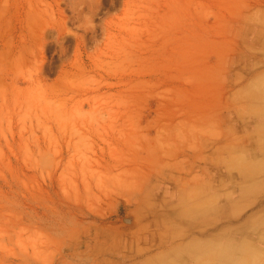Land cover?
<instances>
[{"label":"rangeland","instance_id":"1","mask_svg":"<svg viewBox=\"0 0 264 264\" xmlns=\"http://www.w3.org/2000/svg\"><path fill=\"white\" fill-rule=\"evenodd\" d=\"M263 126L264 0H0V264H264Z\"/></svg>","mask_w":264,"mask_h":264},{"label":"crops","instance_id":"2","mask_svg":"<svg viewBox=\"0 0 264 264\" xmlns=\"http://www.w3.org/2000/svg\"><path fill=\"white\" fill-rule=\"evenodd\" d=\"M258 130L260 131V132H263L264 133V126L263 127H259L258 128ZM200 206H203V205H200ZM191 207V206H190ZM194 208H197V206H195V207H192L191 208V210H192V212L190 211L189 212V214H188V217L186 216L184 219H187V218H192V216L190 215L191 213H194L195 211H197L198 210V212L197 213H199V217H201V218H203V216L201 215V214H205V212L204 211H202V209H198L197 208V210H195ZM216 209H219V211L217 212V214H216V210H215V215H216V217H215V219H220L221 217V212H223V215L225 214V209H224V207L223 206H218ZM254 209H256V208H254ZM195 210V211H194ZM260 210V209H259ZM221 211V212H220ZM187 215V214H186ZM232 216H234V215H232ZM236 217V216H235ZM198 218V217H197ZM196 218V219H197ZM196 219H193V220H196ZM248 219H250V218H248ZM251 220V219H250ZM262 220H264V219H262ZM203 221H204V223H202V225H200V227H198V228H200V230L197 228V227H195V226H192V228H190V227H188V228H186V227H184V228H181L180 230H179V232H180V234H181V236H183V237H187V235L186 234H190L191 232H192V234L191 235H197L196 236V239L197 240H199V242L200 243H203V238L204 237H206L205 236V234H207V232L208 231H210V237H211V243H215V245H216V247H220V248H222L223 247V245H224V243H225V239L229 242V244H230V246L232 245V247H234L233 249H235V248H237V250L238 249H240V248H243V247H246V246H248V256L249 257H247V259H242L241 257H239V254L238 255H235L234 256V260L235 261H240V262H243V261H246V260H248V259H252L253 257H255L256 255H258V254H255V252H256V247H255V244H256V242L255 241H253V240H251L250 239V241H252V242H249V241H247V243L243 240V238L245 237V236H247V234H249V233H261V232H259V229L258 228H256V227H252V226H249V228L247 229L246 227H242L243 225H237V226H233L232 228V230H233V234L234 235H238L239 237L238 238H233V239H231L230 237H224L225 236V232H228V230H229V228L227 229V231H224L225 230V225L224 226H214V224H212L213 222H215V220L211 223L210 221H207V220H205L204 218H203ZM178 223H180V222H178ZM213 226V227H212ZM175 231H176V227H175ZM200 231H203V234L202 233H200ZM245 233H247V234H245ZM263 233H264V231H263ZM203 235V236H202ZM202 238V239H201ZM207 239H208V237H207ZM249 239V238H248ZM226 241V242H227ZM263 244H264V242H263ZM204 245L206 246V247H204L203 248V250H201V252H203V253H205L206 251H207V244H205L204 243ZM225 246V245H224ZM223 249V248H222ZM236 250V249H235ZM200 252V253H201Z\"/></svg>","mask_w":264,"mask_h":264},{"label":"bare ground","instance_id":"3","mask_svg":"<svg viewBox=\"0 0 264 264\" xmlns=\"http://www.w3.org/2000/svg\"><path fill=\"white\" fill-rule=\"evenodd\" d=\"M201 159V157H199V160ZM190 196L189 197H187V202H188V205L186 206V208L185 207H183V210L181 211L182 213L184 212V213H186V214H189V212L191 211L192 212V210H191V208L192 207H190L189 206V202H190ZM195 209V208H194ZM207 219V218H206ZM126 222L128 221V218L125 220ZM124 222V221H123ZM179 222H181V223H178L175 227H180V228H184V227H186V228H188V227H190V228H192V226H195V227H200V225H202V223H204V221H203V218H201V217H198L196 220H193L192 218H187V219H183V220H180ZM199 230H200V228H198ZM200 233H202L203 234V231H200ZM102 239V238H101ZM106 239V238H105ZM202 239V238H201ZM98 240H100V238L98 239ZM97 241V240H96ZM96 241H95V243H96ZM99 242V241H98ZM103 242V241H102ZM105 243V242H104ZM100 244V243H99ZM201 245V244H200ZM202 246V245H201ZM100 247V246H99ZM102 247V246H101ZM196 247V246H195ZM199 247V246H198ZM225 250H229V249H225ZM231 250V249H230ZM193 251V250H192ZM187 252V251H186ZM220 253H223V251L222 250H220L219 251ZM195 253H196V251H195ZM206 253V252H205ZM184 254V253H183ZM102 255V254H101ZM192 255H194V254H192ZM196 255V254H195ZM186 256V255H185ZM203 256H204V254H203ZM140 257V256H139ZM187 257V256H186ZM189 257V256H188ZM158 258H160V257H158ZM197 258V257H196ZM201 258H202V256H201ZM201 258H199V259H201ZM229 257H227L226 259H228ZM161 259V258H160ZM198 259V260H199ZM173 260V259H172ZM195 260V259H194ZM203 260V259H202ZM232 260H233V258H232ZM152 261V260H151ZM171 261V260H170ZM201 260H199L198 261V263L200 262ZM139 262V261H138ZM153 262V261H152ZM151 262V263H152ZM192 262V261H191ZM171 263V262H170ZM180 263V262H179ZM196 263V262H195ZM197 263V264H198ZM107 264V263H106ZM136 264V263H135ZM178 264V263H177ZM190 264V263H189Z\"/></svg>","mask_w":264,"mask_h":264}]
</instances>
